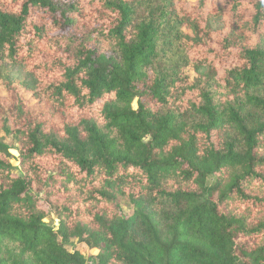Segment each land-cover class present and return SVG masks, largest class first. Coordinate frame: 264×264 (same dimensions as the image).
Here are the masks:
<instances>
[{
	"label": "trees",
	"instance_id": "1",
	"mask_svg": "<svg viewBox=\"0 0 264 264\" xmlns=\"http://www.w3.org/2000/svg\"><path fill=\"white\" fill-rule=\"evenodd\" d=\"M0 81V264H264V0H0Z\"/></svg>",
	"mask_w": 264,
	"mask_h": 264
},
{
	"label": "rangeland",
	"instance_id": "2",
	"mask_svg": "<svg viewBox=\"0 0 264 264\" xmlns=\"http://www.w3.org/2000/svg\"><path fill=\"white\" fill-rule=\"evenodd\" d=\"M184 1H186L187 3L191 5V4H194L196 0H184ZM186 74L188 76L187 78L188 83H191L193 79L195 78L193 71H189ZM1 84L3 83L0 81V86ZM29 96H30L29 93H26V97H29ZM133 106L135 108V104ZM12 154L14 155V159L11 160V165L13 166L14 173H17L19 172L17 161H16L17 153L15 151H12ZM123 211L125 213H128L129 207L127 205L123 206ZM44 223L50 227L56 226L55 219L53 218L51 214H49L48 218L44 220ZM70 250L79 251L86 259L95 254V251L92 249L91 245L86 241L83 242V241L72 240V245L70 247Z\"/></svg>",
	"mask_w": 264,
	"mask_h": 264
}]
</instances>
